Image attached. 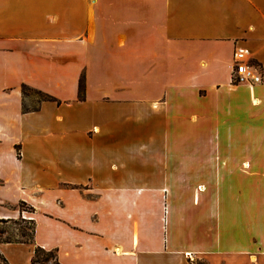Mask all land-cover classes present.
Instances as JSON below:
<instances>
[{"label": "crops", "instance_id": "0c3cea01", "mask_svg": "<svg viewBox=\"0 0 264 264\" xmlns=\"http://www.w3.org/2000/svg\"><path fill=\"white\" fill-rule=\"evenodd\" d=\"M20 201L8 264H264V0H0V218Z\"/></svg>", "mask_w": 264, "mask_h": 264}, {"label": "trees", "instance_id": "16d2710c", "mask_svg": "<svg viewBox=\"0 0 264 264\" xmlns=\"http://www.w3.org/2000/svg\"><path fill=\"white\" fill-rule=\"evenodd\" d=\"M78 99L82 100L84 98V90H85V86H84V81H83V77H80L79 81H78ZM20 90L22 93V96L25 97L27 95V91L30 90L34 93H36L37 95H39L40 99L37 103V105L32 106L31 108H27L24 106V104H22V110L23 112H28V111H35L38 108V104L40 102L43 101H51V102H55V103H59V101L54 98L53 96H51L50 94L43 92L41 90H37L34 88H31L25 84H22L20 86ZM19 208L21 207H27L30 211H33V208L29 205H27L25 202L20 201L17 205ZM28 222L30 223V230L29 233H25L24 231H22L20 228L19 230V234H20V238L15 237L12 238L9 235L6 236H2V234L5 232L4 228L0 226V243H26V244H33V233H34V221L30 218L27 219ZM21 221H26L25 219H22ZM8 222H13V223H17V221L13 220V219H1L0 218V225L8 223ZM42 254L43 258L40 259L38 258V255ZM53 260V264H60L56 258V253L54 250H45L37 245H34L33 247V255L31 258V264H47L49 260ZM0 264H8L6 259L0 254Z\"/></svg>", "mask_w": 264, "mask_h": 264}, {"label": "built area", "instance_id": "2783aa9c", "mask_svg": "<svg viewBox=\"0 0 264 264\" xmlns=\"http://www.w3.org/2000/svg\"><path fill=\"white\" fill-rule=\"evenodd\" d=\"M260 67L251 62L244 48H235L232 57L231 82L253 86L262 82Z\"/></svg>", "mask_w": 264, "mask_h": 264}, {"label": "rangeland", "instance_id": "374dc122", "mask_svg": "<svg viewBox=\"0 0 264 264\" xmlns=\"http://www.w3.org/2000/svg\"><path fill=\"white\" fill-rule=\"evenodd\" d=\"M27 95L24 97V106L27 108H31L32 106L37 105L40 97L36 93L28 90ZM19 215H17L13 220L17 221V223L8 222L5 224H1L0 226L4 228L5 232L2 234V236L9 235L12 238L18 237L20 238L19 234V228L24 231L26 234L29 233L30 223L27 219H29L32 216L33 211H30L27 207H21L19 208ZM22 219H25L26 221H21ZM161 241V238H160ZM38 258L42 259L43 255L39 254ZM47 264H53V260H49Z\"/></svg>", "mask_w": 264, "mask_h": 264}]
</instances>
